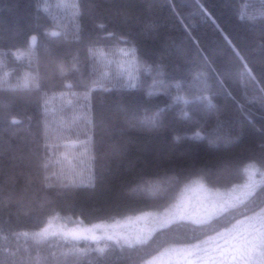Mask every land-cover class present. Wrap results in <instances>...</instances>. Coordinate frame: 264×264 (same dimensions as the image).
Returning a JSON list of instances; mask_svg holds the SVG:
<instances>
[{
  "label": "trees",
  "instance_id": "trees-1",
  "mask_svg": "<svg viewBox=\"0 0 264 264\" xmlns=\"http://www.w3.org/2000/svg\"><path fill=\"white\" fill-rule=\"evenodd\" d=\"M76 6L60 29L39 0H0V79L29 74L26 87L0 82V264H144L260 211L264 185L206 223L174 222L143 244L37 236L54 218L91 226L161 212L192 182L222 191L247 183L249 166L264 173V0ZM29 50L20 66L12 54ZM119 51L131 53L126 83L98 56ZM58 95L84 98L78 136L53 127L71 112H46ZM69 141L87 146L89 186L58 176L53 157Z\"/></svg>",
  "mask_w": 264,
  "mask_h": 264
},
{
  "label": "rangeland",
  "instance_id": "rangeland-1",
  "mask_svg": "<svg viewBox=\"0 0 264 264\" xmlns=\"http://www.w3.org/2000/svg\"><path fill=\"white\" fill-rule=\"evenodd\" d=\"M39 4L60 29L67 24L73 25L76 21V0H39ZM34 41L31 38V45ZM130 54L129 51H119L110 59L104 52H98L103 66L111 68L114 65L116 77L118 74L122 75L125 78L124 83L133 76ZM31 55V50L12 54L20 66H26ZM109 74L110 71L103 69L105 78ZM28 76L26 69L22 68L20 76L5 72L0 82L5 88L26 87ZM84 106V98L58 95L47 99L45 110L52 115L64 108H70L68 120L54 119L53 127L65 128L67 133L73 132L78 136L79 121L84 120ZM61 146L64 151L53 157L58 176L69 184L89 186L91 168L86 144L83 141H69ZM249 167L248 181L242 186L219 191L210 190L200 182H192L183 189L177 201L164 211L141 213L91 226H68L54 218L37 236L45 238L62 235L72 240H110L126 246L143 244L156 231L174 222L203 224L246 201L258 187L264 185V173L257 172L255 167ZM144 264H264V207L200 243L167 248Z\"/></svg>",
  "mask_w": 264,
  "mask_h": 264
}]
</instances>
